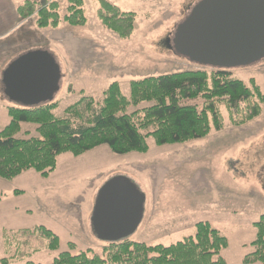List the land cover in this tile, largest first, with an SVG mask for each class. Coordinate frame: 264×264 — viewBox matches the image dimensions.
<instances>
[{"label":"rangeland","instance_id":"rangeland-1","mask_svg":"<svg viewBox=\"0 0 264 264\" xmlns=\"http://www.w3.org/2000/svg\"><path fill=\"white\" fill-rule=\"evenodd\" d=\"M25 1L0 0V5L11 13ZM36 1H57L62 20L58 28L40 29L33 16L0 39V129L10 122L7 108L20 106L4 96L1 73L29 49L50 51L61 66V89L54 99L56 117H64L82 95L102 102L114 82L129 97L134 80L202 69L167 47L176 26L199 0H109L136 15L135 31L126 39L102 23L97 0H84L87 23L83 26L64 21L69 0ZM16 16L20 18L17 11ZM231 72L248 84L254 78L264 94V62ZM255 102L243 104L239 115L233 116L226 103L219 101L222 129L216 131L212 124L205 138L167 145H157L150 138L149 150L143 154H116L101 145L80 156L60 155L48 178L35 170L12 180L0 178V264L2 260L51 264L65 251L91 250L102 255L106 243L94 235L91 218L99 189L117 175L130 178L146 196L144 219L130 241L171 245L194 236L197 223L209 222L228 238L229 246L221 253L226 264H243L244 257L254 251V222L264 214V106L259 117L241 123ZM186 103L203 106L200 98ZM153 104L143 102L138 108ZM25 132L38 136L32 124H23L19 136L26 137ZM38 226L59 236L58 249L49 250L41 235L27 242L17 235L6 244L5 231L9 235ZM22 253L33 255L15 260Z\"/></svg>","mask_w":264,"mask_h":264},{"label":"trees","instance_id":"trees-1","mask_svg":"<svg viewBox=\"0 0 264 264\" xmlns=\"http://www.w3.org/2000/svg\"><path fill=\"white\" fill-rule=\"evenodd\" d=\"M97 1L99 18L107 29L123 39L129 38L136 28V15L120 10L109 0ZM67 11L63 19L69 25L87 23L84 0H69ZM17 14L21 20L36 16L40 29L58 28L62 20L57 1L26 0L18 6ZM231 71L202 68L145 77L131 82L129 97L114 82L104 92L102 102L82 95L66 109L64 117L55 116V100L35 107L9 106L10 122L0 129V178L12 180L28 170L48 178L60 155L80 156L101 145H108L116 154H143L149 150L150 138L157 145L205 138L211 133L212 124L216 131L222 129L219 101L237 116L243 104L256 100L241 123L251 122L262 112L264 94L254 78L248 84L234 78ZM197 98L203 100L202 108L186 103ZM143 102L154 104L138 108ZM25 123L35 125L38 136L30 137L25 132L26 137H20ZM254 227V251L244 257L243 264H264V214L254 222ZM12 233L5 231L6 244L17 235L25 237L26 242L41 235L48 241L49 250L60 245L59 236L44 226ZM228 246V238L218 229L209 222H199L194 236L171 245H148L126 239L106 243L102 255L91 250L75 254L65 251L51 264H226L221 253ZM32 255L17 254L15 260H28ZM2 263L8 264L7 260Z\"/></svg>","mask_w":264,"mask_h":264},{"label":"water","instance_id":"water-1","mask_svg":"<svg viewBox=\"0 0 264 264\" xmlns=\"http://www.w3.org/2000/svg\"><path fill=\"white\" fill-rule=\"evenodd\" d=\"M167 47L203 68L234 70L264 62V0H199ZM61 81V66L44 48L20 54L1 77L4 96L23 107L54 101ZM145 204V194L130 178L112 177L95 200L94 235L105 243L128 239L144 219Z\"/></svg>","mask_w":264,"mask_h":264},{"label":"crops","instance_id":"crops-1","mask_svg":"<svg viewBox=\"0 0 264 264\" xmlns=\"http://www.w3.org/2000/svg\"><path fill=\"white\" fill-rule=\"evenodd\" d=\"M16 11V9H13L10 13L9 8L6 5H0V39L10 36L17 27L25 25V21L17 18Z\"/></svg>","mask_w":264,"mask_h":264}]
</instances>
